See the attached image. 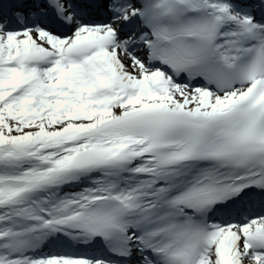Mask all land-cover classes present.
Returning a JSON list of instances; mask_svg holds the SVG:
<instances>
[{
    "label": "snow or ice",
    "instance_id": "obj_1",
    "mask_svg": "<svg viewBox=\"0 0 264 264\" xmlns=\"http://www.w3.org/2000/svg\"><path fill=\"white\" fill-rule=\"evenodd\" d=\"M0 264H264V0H0Z\"/></svg>",
    "mask_w": 264,
    "mask_h": 264
}]
</instances>
